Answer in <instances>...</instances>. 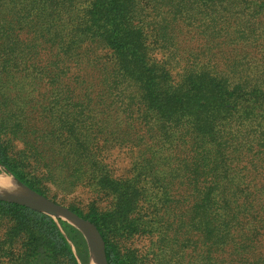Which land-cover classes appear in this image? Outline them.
Returning <instances> with one entry per match:
<instances>
[{
    "label": "trees",
    "instance_id": "1",
    "mask_svg": "<svg viewBox=\"0 0 264 264\" xmlns=\"http://www.w3.org/2000/svg\"><path fill=\"white\" fill-rule=\"evenodd\" d=\"M138 1L165 2L0 0V164L39 193L40 175L80 168L182 264H264V0H169V18ZM73 210L126 264L111 225ZM0 264L77 263L53 217L0 200Z\"/></svg>",
    "mask_w": 264,
    "mask_h": 264
},
{
    "label": "rangeland",
    "instance_id": "2",
    "mask_svg": "<svg viewBox=\"0 0 264 264\" xmlns=\"http://www.w3.org/2000/svg\"><path fill=\"white\" fill-rule=\"evenodd\" d=\"M169 7V0H165L164 4L158 9L153 8L145 1H138L135 7L132 8V11L135 12L138 17L143 14H159L163 15V18H169L170 12H167ZM222 22L226 25H234L233 20H222ZM238 37L241 39L242 35L239 34L238 36L236 34L235 39H239ZM15 146L16 149H20L22 146V142L19 138L15 141ZM131 161L132 157L129 154L122 152L112 153L110 156V162L114 171V176L120 177L129 175ZM57 163L55 165H57ZM34 165L41 166L42 164L36 162ZM90 165L89 171H91ZM79 169L80 168L77 167L72 171L73 179H68V177H64L56 171L51 172L49 177L40 175L42 178L37 184V187L41 189V193L18 180L1 164L0 175L3 177L12 176L15 180L32 192L38 194L46 201L64 205L71 210L75 207H79L82 213L92 209V212L98 219V223L101 225L103 223L104 225H111L112 230L108 232L107 239L114 247L117 256L126 260V264H182V259L180 257L181 243L173 240V238L166 240L163 234L165 233L164 227H159L153 234L137 231V229L132 228L129 222L124 219L122 209L116 208L112 205L113 196L117 194H112L111 191L110 193L104 192L98 187L94 189L93 187L86 186L82 182L83 180H81L82 174ZM160 183L162 184V182ZM160 183H157V186H160ZM118 194L121 195V200L133 197L131 190H119ZM49 215L54 218L57 227L73 253L76 263L91 264L92 253L85 234H83L77 225L68 217L58 214ZM82 217L93 225L95 231L98 232L101 241L105 243L95 223L89 220V216H87L88 218H85L84 216Z\"/></svg>",
    "mask_w": 264,
    "mask_h": 264
},
{
    "label": "bare ground",
    "instance_id": "3",
    "mask_svg": "<svg viewBox=\"0 0 264 264\" xmlns=\"http://www.w3.org/2000/svg\"><path fill=\"white\" fill-rule=\"evenodd\" d=\"M0 194L8 196L10 198L26 201L28 204L34 207H39L45 202L43 198H41L35 192L29 190L27 187L15 180L12 176L3 177L0 175ZM68 218L71 219L77 225V227L83 232V234H85L86 239L88 240L89 246L91 248V264H99L95 252V247L100 248V240L95 229L92 226L88 225L87 235L83 228L79 226L78 222L74 218Z\"/></svg>",
    "mask_w": 264,
    "mask_h": 264
},
{
    "label": "water",
    "instance_id": "4",
    "mask_svg": "<svg viewBox=\"0 0 264 264\" xmlns=\"http://www.w3.org/2000/svg\"><path fill=\"white\" fill-rule=\"evenodd\" d=\"M0 200L12 201V202H16L19 204H23V205L29 206L31 208H34V209H37L40 211L42 210L43 212H46V213L52 214V215L58 214V215H61L64 217L74 218L78 222L79 226H81L83 228V230L85 231V233L87 235H88V230H87L88 225L93 227V225H91L82 216H80L79 214H77L76 212L71 210L70 208H68L64 205H60L58 203L49 202V201L45 200V202L42 205H40L39 207H34V206H31L30 204H28L26 201H22V200L15 199V198H10V197L2 195V194H0ZM97 235H98L99 240H100V248L95 247L97 259L99 261V264H108L107 259H106V255H105V245H104L103 241H101V238H100L98 232H97Z\"/></svg>",
    "mask_w": 264,
    "mask_h": 264
}]
</instances>
